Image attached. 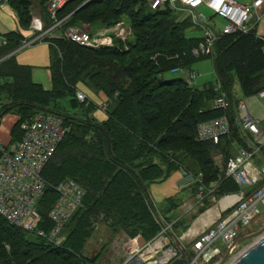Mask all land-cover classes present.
I'll list each match as a JSON object with an SVG mask.
<instances>
[{
    "label": "trees",
    "instance_id": "16d2710c",
    "mask_svg": "<svg viewBox=\"0 0 264 264\" xmlns=\"http://www.w3.org/2000/svg\"><path fill=\"white\" fill-rule=\"evenodd\" d=\"M13 1L17 4L22 23H26L28 19L30 20L33 8L31 0ZM47 1L38 0L41 5L39 18L44 22L43 28L51 26L55 21L47 10ZM85 1L70 0L58 10L55 17L62 21L53 29L57 31V37L48 36L44 42H47L50 48L49 69L54 83L62 82V77L68 76V89L72 93L76 83L93 81V88L96 91L104 92L106 95L112 93L114 98H121L125 107L130 108V112L125 114L129 115L127 117L118 114V104L112 112L105 111L107 118L103 124L96 125L92 118L86 121L83 119L84 116L74 120L76 124L80 121L100 127L102 132L97 138L98 153L93 152L92 156L95 155L103 165L111 167L116 181L110 182L109 186L95 193L89 188L91 176L84 182L81 176L70 177L85 189V195L82 205L68 223V236L61 247H52L43 238L10 226L0 217V264H21L18 259L15 261L11 256L18 251L27 260V264H59L55 263L56 259L62 264H89L90 262L82 256V248L76 241V229L78 220L82 218L85 222L86 213L91 215L95 209L94 205L102 212L112 210L115 222L129 221L132 226L127 233L133 237L140 234L145 240L152 239L159 232L151 233L147 227L152 218V205L145 192V184L163 180L164 176L169 174L171 166L174 170L183 168L193 173L201 172L203 182L207 186L212 181H218L217 196L234 192L239 188L233 180L224 176V169L216 164L213 153V147H216L215 150H220L225 161L233 152L232 142L245 145L238 128L233 125L231 137H223L217 142L196 140L195 128L198 122L223 113L222 110L212 108V101L209 103L218 91H226L232 98L233 84L238 82L242 94L248 97L264 88V37L258 36L254 27L248 32L222 35L214 43L211 54L196 58L191 55V50L197 45L200 37L188 35L190 21L178 20V16L170 9L150 11L145 7L143 0H89L82 5ZM70 5L72 6L69 7ZM99 5H102L103 9L95 10ZM79 6L81 7L78 9ZM124 17L127 18L131 31V38L126 42L117 39L113 46L91 48L78 45L63 36L67 28L75 27L68 24L78 23L77 20L90 25V31L93 32L96 30L94 27L98 26L94 22L99 19L104 20L102 25L111 26ZM138 31L139 38L136 36ZM13 33L17 36L8 37L5 44H0L6 47V51L12 49L11 53L5 54L6 57L4 55L0 57L1 62H6L7 66L12 64V57L15 56L13 50L24 40L19 38L20 34L16 32H7L5 35ZM66 46L69 48L67 50L84 53L67 54L68 62L69 59L74 60L73 66L59 64L57 53L59 51L66 53ZM51 50L56 54L55 58H52ZM206 57L212 59L215 73L213 87L198 88L189 85L181 77H165L174 66L192 67L198 60ZM15 64L14 71L16 67L22 66L17 62ZM22 72L23 78H20L17 72L12 75L17 93L24 98L21 97L20 104L15 107L28 106L34 113L27 114L31 111L29 109L23 111L26 114L20 113L18 125L22 119L32 117L40 110H46L35 105L32 101L35 98L29 95L30 92L39 96L38 99L44 101L43 104H48L50 93L58 97L54 88L50 91H38L41 85L32 81L31 69L28 71L24 69ZM44 94L49 95L47 101ZM71 101L75 102L74 107L80 105L81 110H86V107L78 104L74 97ZM14 105H17L16 101L6 107L1 114L13 110ZM60 114L65 117L66 125L71 132L72 119L64 113ZM228 115L232 120L233 111H229ZM119 118L122 121L118 123ZM136 130H140L141 133L138 134ZM18 138L19 136H15L14 140ZM120 149L125 153L124 157L119 153ZM51 160L43 170L47 182L52 185L54 182L69 178H61L63 176L53 178L49 172ZM46 194L53 201L55 194L51 186L45 188V196ZM206 203L200 208L201 212L207 207L208 202ZM153 212L162 228L163 221L154 210ZM99 213L101 214V211ZM164 219L171 221L174 217L164 215ZM180 223L185 224L182 219ZM174 227L175 230L180 228L178 223ZM8 249L11 252L7 251Z\"/></svg>",
    "mask_w": 264,
    "mask_h": 264
},
{
    "label": "built area",
    "instance_id": "2783aa9c",
    "mask_svg": "<svg viewBox=\"0 0 264 264\" xmlns=\"http://www.w3.org/2000/svg\"><path fill=\"white\" fill-rule=\"evenodd\" d=\"M69 1L48 0L47 10L54 18V23L44 30L40 22L33 19L31 25L36 23L35 29L38 32L32 38L23 40L18 47L21 45L24 47L16 51L36 44L35 42L45 33L59 26L62 20L56 19V12ZM143 2L150 11L170 9L178 16V20L190 21L191 26L188 30L202 31L197 45L191 50V55L196 58L211 54L214 43L222 35L248 32L256 23L255 18L264 10V0H251L248 4H240L235 0H143ZM8 3L9 0H0V6ZM200 7H205L213 15L223 18L225 24L221 28L217 27L211 21V17L202 14ZM178 12L181 15H178ZM88 29L69 27L63 36L78 45L91 48L113 46L116 38L126 42L131 36L130 27L124 20L93 32ZM49 36L57 37L56 32ZM169 72L185 73L188 79L198 75L186 65L174 66ZM219 88L218 86L217 89ZM254 95L264 99V88ZM76 98L79 102L88 99L80 90H77ZM211 106L222 110L223 113L198 122L195 138L202 142H217L223 137H231L233 125L238 128L245 145L231 143L233 152L225 159L224 176L233 180L239 188L234 192L217 196L218 181H212L207 186L203 182L201 172L193 173L182 168L184 176L192 182L195 191L188 209L183 215L171 221L160 216L163 225L159 233L152 239H144L145 244L142 246L133 244L135 248L130 249V254H127L119 264H181L185 258L188 260L187 264H199L200 259L211 261L223 254H231L234 250L232 244L237 237L261 214V207L264 206V140H261L262 137L264 139V120L253 116L244 100L236 99L235 96L231 98L226 91H218ZM229 111H233L232 120L228 115ZM261 112L264 116V107ZM18 127L21 130L18 139L0 142V217L10 226L43 238L52 247H61L68 236V223L82 205L85 189L73 179H63L51 185L44 178L43 170L57 153L69 131V126L66 125L62 114L40 110L34 116L22 119ZM216 159L218 158L215 154L214 160ZM47 186L53 189L55 194L53 201L48 194L45 196ZM226 199L228 201L222 204ZM206 201L208 205L203 210L206 212V222L209 220V212H212V220L205 223L196 234L190 235V229L200 220L197 217L199 215L192 214L191 222L195 219L194 216L196 219L180 236L178 230L184 226L180 223L181 218L195 207H203L207 204ZM216 202L218 204L215 207L209 208ZM177 223L180 228L175 230L174 225ZM171 234L179 238L185 251L176 246ZM185 242L192 247L193 253L186 249ZM129 246L131 247L132 243ZM186 253L189 254V258Z\"/></svg>",
    "mask_w": 264,
    "mask_h": 264
},
{
    "label": "rangeland",
    "instance_id": "374dc122",
    "mask_svg": "<svg viewBox=\"0 0 264 264\" xmlns=\"http://www.w3.org/2000/svg\"><path fill=\"white\" fill-rule=\"evenodd\" d=\"M11 3L5 4L0 6V44H5V42L8 40V37H15L16 34L11 35H5L7 31L11 32H18L19 38H23L24 40H28L29 38H32L34 36V30L31 28H35V24L31 25L33 18H36L35 20L40 21V25H43V21L40 20L39 16V7H41L40 3H38V0H31V5H33L31 8V17L30 20L28 19L26 23H22L23 19H21L19 15V10L17 7V4L14 3L13 0H10ZM13 1V2H12ZM85 1V0H84ZM236 2L240 4H248L251 2V0H235ZM76 4V3H75ZM70 5L69 7H71ZM68 7V8H69ZM81 7V6H80ZM79 7V8H80ZM78 8V9H79ZM103 9L102 5H99L95 8L96 9ZM77 10V9H76ZM199 10L202 12V14L205 17H211V21L217 25V27L221 28L225 24V20L217 15H213L210 10L206 9L205 7H200ZM75 11V10H74ZM178 15H181L180 12H178ZM177 16V15H176ZM22 20V21H21ZM123 20L127 24V18L124 17ZM78 23L74 24H68L73 25L76 29H88L90 28V25L82 24L84 22L77 20ZM104 20L99 19L98 21L94 22L98 24V26L94 27L95 25H92L94 29L96 28H102V25ZM255 24L254 28L256 29L257 35L260 37H264V10L259 15V17L255 18ZM107 23V22H106ZM128 25V24H127ZM43 27V26H42ZM71 27V26H70ZM108 27V26H104ZM43 28L44 30L47 29ZM89 30V29H88ZM95 31V30H94ZM57 31L50 30L47 33H45L39 40H37L34 45H30L28 47H25L19 51H16L24 46L17 47L13 50V54L15 56L12 57V64L7 66L6 62H1L0 60V113L6 109V107L11 106L13 103H17V105H14V109L9 111L8 114L4 116V118L8 122V126L10 127L11 135L15 136H21V130L18 127V118L21 117L22 114L27 111V109L31 110V107L25 106V107H15L20 104V101L22 100L23 96L19 95L17 93V90L14 86V77L12 75L17 72L20 76V78H23V72L22 70L31 69V72L33 73V81H35L38 84H41L38 91L43 90H56V94H58V97L56 98L55 95L49 94V100L48 104L44 103L39 100V96L36 94H32V92L29 93L33 99V102H35V105L38 107H42L46 110L58 112V113H64L66 116H70L72 119V129L71 132L69 131L68 136L64 139V141L59 146V149L56 153V155L52 158L50 164H49V172L51 173V176L53 178L63 176L69 177L65 179H70L73 177H80L82 179V182L86 180L89 176H91V186H89L90 191H95V193L100 192L103 188L109 186L110 182H115V176L112 174L111 167H107L103 165L101 160L98 158H95V155L92 156V153H98L97 150V138L102 132L100 127H94L93 124H85L82 122H77L74 120H77L79 117L84 116L83 119L86 121L90 118H92L93 122L97 124H103V122L106 120V113L105 111H111L117 106L118 114H121L123 116L121 117H127L129 109L125 107V104L122 102L121 98H114V94L108 93L107 95L104 92L96 91L95 88H93V81H87L85 83L78 82L76 83V88L71 93L68 89V79L69 77H62V82L57 81L54 83L52 80V74L51 70L49 69V62H50V48L47 42H44V39H46L49 35L54 34ZM202 31L199 29H191L187 31V34L190 36H199L201 35ZM136 36L139 38L140 32L136 33ZM131 38V37H129ZM14 39V38H12ZM115 39V37H114ZM116 38L115 40H117ZM20 44V43H19ZM18 45V44H17ZM10 49V48H9ZM69 49L68 46L65 47V51ZM12 50V49H10ZM6 51V47L0 46V57H2L6 53L11 51ZM16 51V52H15ZM10 53L8 55H10ZM52 58H55V53L51 50ZM59 56V64H66L73 66L74 60L69 62L67 60V54H79L83 55L84 53H78V51H70L67 50L66 53L58 52ZM184 53H182L183 55ZM66 56V57H65ZM207 56V55H204ZM3 57V59H5ZM15 58V59H14ZM57 59V58H56ZM76 59V58H75ZM18 64H21V67H16V71H14V65H16V62ZM73 63V64H72ZM27 65V66H26ZM26 66V67H24ZM62 67V66H61ZM75 68V67H74ZM90 68V66H89ZM33 69V70H32ZM56 69V66H55ZM192 70H194L198 75L193 79H188L185 73H171L168 72L165 74V77H181L185 79L189 85L198 87V88H206V87H213L215 84V73L213 70L212 65V59L209 57L203 58L201 60H198L193 66L191 67ZM85 73V72H84ZM81 77V76H80ZM66 78V79H65ZM68 78V79H67ZM96 79V77H95ZM208 85V86H206ZM232 92L233 95L236 97V99L244 100L245 104L250 111V113L255 116L256 118H259L261 120H264V116L262 114V109L264 107V99L259 98L256 95L251 96H244L240 90L238 82L233 84ZM77 90H80L83 92L88 99L84 103H80L76 98V92ZM37 92V91H36ZM49 95H45V100L47 101V97ZM22 97V98H21ZM72 97L75 98L78 104H82V106L86 107L87 110H81L82 108L80 105H77L74 107L75 102L71 103ZM24 99V98H23ZM212 99V98H211ZM209 100V103L212 100ZM83 107V108H84ZM152 110V109H151ZM34 113V110L28 111L27 114ZM86 112V113H85ZM21 113V115H19ZM32 113V114H33ZM26 114V113H25ZM3 118V117H2ZM89 121V120H88ZM117 121V120H116ZM122 119L119 118L117 121L118 123L121 122ZM124 121V120H123ZM124 123H126L124 121ZM76 124V125H75ZM137 133H141L140 130H136ZM136 133V134H137ZM261 140H264L263 137ZM216 147H213V153L217 155V158L215 162H217L218 166H221L224 169V162L223 156L219 152L220 150L216 151ZM119 153L121 156H125V153L120 149ZM213 154V155H214ZM220 155V157H218ZM92 156V157H91ZM91 157V158H90ZM186 157V156H184ZM186 159L192 160L188 156ZM107 168V169H105ZM166 174V173H164ZM57 182H54L53 185H55ZM85 184V183H84ZM145 192L151 201V211H152V218L150 221V224L147 225V227L150 228L151 233L157 234L160 230V224L158 221L157 216L154 214L153 210L157 213L158 216H177L179 212H181V209H179V204L182 201H186L188 198H191L195 191L193 189V184L189 180V178H186L183 173V169L174 170L173 166L170 168V172L167 176H164L163 180L161 181H155L151 183L145 184ZM117 202V201H116ZM53 203V202H52ZM173 204L172 208L171 205ZM218 204L213 203L209 208L215 207V205ZM94 208L92 210V214L86 213L85 222L80 218L78 220L77 224V239L76 241L79 242V245L82 248V256L89 261V264H119L126 256L127 254H130V249L135 248V246H129V242L134 240L133 235L128 234L127 231L131 228V223L129 221H125L124 223H121L120 221L115 222L112 218V210H108L107 212L99 209L98 206L94 205ZM198 215L203 214L201 212V209H198ZM101 211V214L99 213ZM114 212V211H113ZM192 212L189 211L184 215L183 218H181L184 221V226L180 230H178L180 233V236L183 232L186 231V227L191 225L192 222L196 219V216L192 222H191V214ZM198 217V216H197ZM186 219L187 222L185 221ZM191 223V224H190ZM185 229V230H184ZM264 229V206L261 207V214L256 217L253 222L249 225V227L245 228L239 237H237L234 245V250L231 254L222 255L220 257H216L211 261H206L205 259H200L199 264H230L236 257L241 255L244 251H246L249 247H251L255 241L259 237H257L256 233L260 230ZM128 234V235H127ZM134 243V242H133ZM159 243V242H158ZM135 244V243H134ZM186 249L193 253L192 247L185 242ZM223 250L225 249V245L222 246ZM7 251H10L8 249ZM11 252V251H10ZM13 259L16 261L18 259L21 264H27V260L23 257L22 254L18 251L17 254L11 255ZM68 261V260H67ZM62 264L61 261H58V259L55 260V263ZM69 262V261H68ZM188 260L185 258L181 264H187Z\"/></svg>",
    "mask_w": 264,
    "mask_h": 264
},
{
    "label": "water",
    "instance_id": "95a60500",
    "mask_svg": "<svg viewBox=\"0 0 264 264\" xmlns=\"http://www.w3.org/2000/svg\"><path fill=\"white\" fill-rule=\"evenodd\" d=\"M88 1L89 0H86L82 5H84ZM256 235L257 237H259L257 241L251 247H249L246 251H244L241 255L236 257L230 264H264V229L258 231ZM171 236L176 246L181 251H185V248L181 244L179 238L172 234ZM133 242L137 246H142L143 244H145V240L143 239L141 235L136 236ZM232 245L234 246L236 245V243L234 242ZM186 255L188 258L190 257L189 254L186 253Z\"/></svg>",
    "mask_w": 264,
    "mask_h": 264
},
{
    "label": "crops",
    "instance_id": "0c3cea01",
    "mask_svg": "<svg viewBox=\"0 0 264 264\" xmlns=\"http://www.w3.org/2000/svg\"><path fill=\"white\" fill-rule=\"evenodd\" d=\"M39 17V16H38ZM33 19H36V18H33ZM37 21H39V20H37ZM40 22V21H39ZM31 28L34 30V33L36 34L38 31H37V29H35V28H33L32 26H31ZM7 32H11V31H7ZM16 33H18V32H16ZM34 34V35H35ZM33 70V69H32ZM33 77V73L31 74V78ZM32 81H33V79H32ZM34 83H36L35 81H33ZM36 84H38V83H36ZM41 85V84H40ZM6 114H8V113H4V114H1L0 113V142H3V143H5V142H8V141H10L11 139H15V135H11V133H10V131H11V129H10V127L8 126L9 124H8V122H7V120L4 118V116L6 115ZM3 117V118H2ZM190 200H191V198H188L186 201H182L180 204H179V209H181V212H179V214L177 215V216H174V218L175 217H179V216H181V215H183L184 214V212H185V210H187L188 208V205H189V202H190ZM225 202H224V200L222 201V204H224ZM171 206H173V204L171 205ZM200 208V206H198V207H195L193 210H191V214H193V215H198V209ZM212 211V210H211ZM208 212V211H207ZM205 213V214H204ZM202 215L201 214H199V216H198V218H200V220L195 224V225H193V227L190 229L191 231L189 232V234L190 235H194V234H196L199 230H201V228L205 225V223H207L209 220H212L211 218H212V212H209L208 213V216H209V220L206 222V218H205V215H206V212H204ZM201 215V216H200ZM173 217V216H172ZM191 224V223H190ZM140 234H137L136 236H139ZM136 236L134 237V238H136ZM133 238V239H134ZM129 244H131V241L129 242ZM134 243H133V241H132V245H133Z\"/></svg>",
    "mask_w": 264,
    "mask_h": 264
},
{
    "label": "bare ground",
    "instance_id": "6f19581e",
    "mask_svg": "<svg viewBox=\"0 0 264 264\" xmlns=\"http://www.w3.org/2000/svg\"><path fill=\"white\" fill-rule=\"evenodd\" d=\"M227 201H228V199L224 200V202H227ZM255 242H256V241H255ZM255 242H254V243H255ZM156 245L158 246V245H159V243L157 242V243H156Z\"/></svg>",
    "mask_w": 264,
    "mask_h": 264
}]
</instances>
